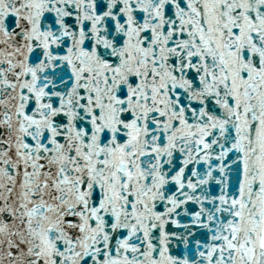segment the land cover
I'll return each instance as SVG.
<instances>
[{"label": "snow or ice", "instance_id": "6c2138e0", "mask_svg": "<svg viewBox=\"0 0 264 264\" xmlns=\"http://www.w3.org/2000/svg\"><path fill=\"white\" fill-rule=\"evenodd\" d=\"M0 264H264V0H0Z\"/></svg>", "mask_w": 264, "mask_h": 264}]
</instances>
